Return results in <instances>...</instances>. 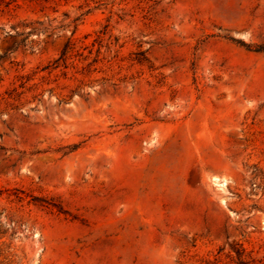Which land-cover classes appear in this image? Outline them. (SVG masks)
Here are the masks:
<instances>
[{
	"label": "rangeland",
	"instance_id": "374dc122",
	"mask_svg": "<svg viewBox=\"0 0 264 264\" xmlns=\"http://www.w3.org/2000/svg\"><path fill=\"white\" fill-rule=\"evenodd\" d=\"M0 264H264V0H0Z\"/></svg>",
	"mask_w": 264,
	"mask_h": 264
}]
</instances>
